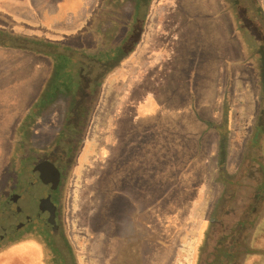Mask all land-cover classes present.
Instances as JSON below:
<instances>
[{"label": "rangeland", "instance_id": "rangeland-1", "mask_svg": "<svg viewBox=\"0 0 264 264\" xmlns=\"http://www.w3.org/2000/svg\"><path fill=\"white\" fill-rule=\"evenodd\" d=\"M163 2L165 5H161L166 6L165 15L169 8L171 11L178 9L180 16L176 25L198 27L200 39V48H197L192 45L188 47L182 39H193L191 36L175 37L180 38L182 45L176 48L178 53H184L183 57H194L190 65L187 62L184 66V58L179 60L180 56H171L178 59L177 69L182 72L171 73L172 63H168L170 73L160 79L164 85L166 81L174 83V87L182 92L189 85L192 86L190 96L177 95L174 101H169L165 94L168 100L166 105L173 111L162 109V112L133 121L134 112L128 108V72L121 71L119 74L120 64L107 74L94 101L89 89L80 88L79 101L86 108L83 115L63 121L71 94V90L65 87L53 104L48 102L49 106H46L49 109L41 114L40 120H35L34 112L38 115L39 111L30 107L39 98L37 92L43 90L41 87L48 81L45 78L48 75L47 60H28V52L7 47L0 50V55L11 61L1 64L0 70V219L5 214L4 207H15L17 204L11 199L23 182L22 175L30 172L28 163L32 162V156L56 154L61 148H70L72 152L69 170L58 194V232H52L45 222V215H42L40 218L44 219L45 227L29 224L26 226L28 228L12 237L9 231L3 233L7 235L0 242V264H33L36 253L25 246L31 241L41 244L44 250L41 257L43 264H60L62 256L52 249L51 244L55 247L53 240H56L57 246H60L63 239L70 244L75 264H128L136 254V248L133 244L129 245L127 237L131 221L129 216L132 214V208L128 205V173L134 182L132 194L141 200L139 205L144 209L139 216L140 221L151 224L153 240L158 238L173 247L166 250L153 245L150 254L159 252L160 257L151 255L150 260H156L151 264H202L204 252L200 253V249L203 241L198 242V233L203 216L192 217L194 201L204 197V203L209 204L207 218L212 222L209 233L216 235L223 230L219 220L228 225L243 206L247 207L252 193L264 183V136L258 146H252L249 132L253 130L248 127L254 121L256 124L259 122V108L262 107L257 99L262 85L258 39L249 29L241 30L243 24L237 21L230 0ZM214 13H220L229 20V52L219 47L216 40L218 33L215 35L210 30L211 23H218L216 19L211 20ZM169 17L168 14L166 19L163 17L161 20L158 31L161 35L168 33L165 27H170ZM202 42L206 44L205 48ZM71 52L74 51L68 50L61 58L52 57V66L59 64L65 69L70 67L75 63V58L78 60ZM18 56L22 60L20 66L12 61ZM221 61L228 72V85L223 98L221 72L217 70ZM88 68L91 72L86 80L95 82L101 70L91 65ZM155 71L156 68H152L149 74L156 77ZM149 78L147 76L143 80V86L156 91L155 82L158 79ZM211 88L218 93L217 96L213 94V99L208 95ZM196 89L206 93L201 96L197 93L195 102L193 91ZM159 92H165V88H159ZM133 95L140 97V92L136 91ZM159 99L166 108L165 102ZM189 102L192 111H183L182 105ZM212 106L215 109L211 110ZM32 109L35 111H29ZM261 122L264 124V110ZM215 124L217 129L211 127ZM231 124H235L234 127ZM61 130L64 136L60 142H54L56 132ZM221 136L225 139L224 179L220 177L217 167L220 154H215L218 146L215 141L218 142ZM254 158H258V161H254ZM186 164L187 167H184ZM200 189L203 191L198 192ZM150 204L151 207L146 209ZM223 211H228V216H222ZM33 214H37V211ZM18 218L14 220L16 224L24 222V216ZM144 233L146 236V230ZM212 239L208 238L207 241ZM255 245L264 246V237L257 240ZM178 250L181 256L179 262L174 263ZM209 251H206V257L211 260ZM8 252H11L9 258L2 259ZM195 254V258H199L193 263Z\"/></svg>", "mask_w": 264, "mask_h": 264}, {"label": "crops", "instance_id": "crops-1", "mask_svg": "<svg viewBox=\"0 0 264 264\" xmlns=\"http://www.w3.org/2000/svg\"><path fill=\"white\" fill-rule=\"evenodd\" d=\"M102 0H0V30L10 32L14 35H22L25 37H30L34 39L39 40H45L48 42L53 43H61L62 45L70 46L72 43L78 44L80 43L81 37H84L86 35V30L89 26V21L94 15V13L97 11L99 5L101 4ZM164 0H152L150 7L147 12L146 21L144 24V28L142 30L140 40L138 41L137 45L135 46V49L128 55V58H126L121 63V68L119 70V74L121 71L128 72V108L130 107L133 110V118H131L133 121H137L139 118L151 115L153 113L162 112L163 111H173L171 110V107L166 105L168 102L167 97L165 94L168 95L169 101H174L177 98V95L180 97L183 94L189 95L191 93L192 86H184V88L188 90H184L183 92L179 88H175L174 83L167 82L164 85L163 83H160V79H163V76L165 74L170 73L168 68V63H172L170 68H173L171 73L174 72H182L180 69H177L178 66L176 65V61L183 59L184 66L188 62L190 65L194 56H184V53H178L176 48L181 47V40L178 37H189L191 36L193 39L188 38H182L184 42H186V45L189 47V45L197 46V48H200V39L198 36V27L196 26H189L187 25H176L177 19L180 16V13L177 9V11L174 9L171 11V9H167L168 12H166L165 15V7L161 5ZM216 2L217 0H211V2ZM264 0H260V2L263 3ZM264 6V3H263ZM163 8V9H162ZM170 15V27H165V32L162 35L158 33L159 28L161 27L162 23L161 20L164 17ZM216 19L218 23H211L210 30L216 35V32L218 33V38L216 40L219 43L220 48H224L226 51H230V33H229V20L226 17L220 16V13H214L212 15L211 20ZM226 19V21H224ZM178 26V27H177ZM175 27V28H174ZM179 32H188V34L180 35ZM154 38H157L155 41ZM74 40V41H73ZM178 41V42H177ZM203 47L205 48V45L203 42ZM213 47L212 45H210ZM6 46L0 45V50L6 49L4 48ZM9 48V47H7ZM15 51V48H10ZM22 51V50H21ZM198 53V50H196ZM232 51V50H231ZM28 52V51H24ZM29 58L28 60H34L36 58L46 59L47 61V73L50 70L51 67V60L49 57H45L42 54H37L33 52H28ZM214 54V53H212ZM171 56H180L178 59H172ZM213 58V57H212ZM215 58V57H214ZM14 63L18 62V65L20 66V63L22 62L21 57L18 56L17 59H12ZM5 62H11L9 60H6L4 56L0 55V70H1V64H4ZM223 61H221V64L218 71L221 72V84H222V98L225 96V88L228 85L227 78H228V72L226 65L222 64ZM5 65V64H4ZM156 68V77H154V74H149L150 69ZM177 70V71H176ZM210 72L211 68L209 67ZM123 73V72H122ZM152 76H149V75ZM160 75V76H158ZM152 77L150 80H154V78H157L156 85L157 90H150L145 89L143 86L144 82L143 80L146 79V77ZM158 76V77H157ZM47 76H45L46 78ZM210 79V76H209ZM217 79V78H216ZM225 80V81H224ZM136 82H138L136 84ZM217 82V81H216ZM215 82V83H216ZM236 82V81H235ZM163 84V85H162ZM213 83H210L211 86ZM143 86V87H142ZM207 86V83H206ZM205 86V87H206ZM42 88V87H41ZM159 88H165V92H159L157 93ZM144 89V90H142ZM192 90L194 94V100L196 102V94L198 93L200 96L206 93L201 89V91ZM139 91L140 97H134V92ZM203 91V92H202ZM30 93V92H29ZM40 91L37 92L39 94ZM217 96L218 93L213 91V88L208 92V95L210 94L211 98L213 99V94ZM230 93V92H229ZM159 97L165 102L166 108L164 107V103H160L161 100ZM260 97H262L261 92L259 93L257 99L259 103L261 102ZM209 99V98H208ZM181 99L179 98V101ZM190 100V99H189ZM125 102V101H124ZM212 102L210 101V105ZM203 105V104H202ZM204 105H207L204 103ZM191 103L182 105L183 111H192L190 109ZM210 109H215L210 107ZM218 110H223V108H216ZM198 110V107H197ZM260 111V108H259ZM223 121V120H222ZM208 124L207 126H209ZM233 125V126H232ZM235 124H231L232 127H234ZM215 127L217 129V124L211 125V127ZM213 127V128H214ZM245 127V126H244ZM247 127V126H246ZM251 130L249 132L250 139L257 137L259 133V127L256 128L255 121L253 122L252 126H248ZM207 128V127H206ZM257 129V131H255ZM239 132V131H238ZM218 137V135H217ZM253 138V139H254ZM216 144V150L215 154H224L225 151V139L223 136H221L218 139V142L215 141ZM211 154V152L209 151ZM230 154V153H229ZM223 156V155H222ZM225 162V159L223 160ZM218 167V165H217ZM218 169H222L221 171V177L224 178L223 172H225L224 169L226 167H218ZM224 170V171H223ZM220 171V170H219ZM203 189L198 190V192H202ZM209 208L208 203H204V197H199L194 201L193 204V213L192 217L197 218L202 217L201 223L203 222L204 216L207 214V209ZM204 209V210H203ZM200 210V212H199ZM25 246L31 247L34 249L36 253V260L33 264H41L38 256L41 254V250L36 248L32 244H26ZM24 246V247H25ZM167 248H171V245H165ZM30 248V249H31ZM173 248V247H172ZM22 249V248H21ZM11 252L5 253L2 257L9 258V254ZM176 257L174 259V263L179 262V256H181V252L178 250L176 253ZM2 255V254H0Z\"/></svg>", "mask_w": 264, "mask_h": 264}, {"label": "trees", "instance_id": "trees-1", "mask_svg": "<svg viewBox=\"0 0 264 264\" xmlns=\"http://www.w3.org/2000/svg\"><path fill=\"white\" fill-rule=\"evenodd\" d=\"M151 2L152 0H102L97 11L92 15L89 21L90 23L86 30V35L81 37L80 43H72L70 46L34 38L22 39L18 35L0 30V45L2 44L9 48L47 55L50 57V60L52 57L54 59L64 57L65 52L68 50L74 51L71 52L74 58L78 57V60L75 58V63L72 65L70 64V67L67 69L59 64H54L53 66L51 64L46 77L48 81L43 84L41 88L43 90L40 91L39 98L35 100L36 103H32L30 107H34L35 110L38 109L39 111L38 115L34 112L36 116L35 120H40L41 114H45V111L49 109H47V106H49L47 104H53L54 99L61 96L65 87L71 90V94L69 95L70 100L67 102L68 108L66 109L63 121L70 120L72 116L79 117L86 113L85 105H82L79 101L81 96L80 88L89 89L94 101L107 74L118 67L135 49V46L140 40ZM90 65L96 66L101 70L100 76L92 83L86 80L91 72L88 68ZM104 68L105 71L103 70ZM77 104H80V106L77 107ZM35 110L32 109L29 111ZM219 164L221 165V163ZM141 166L144 165L141 164ZM184 167H187V164ZM32 172L34 173H32L31 177L29 174L30 172L28 175L26 173L22 175V178H24L23 182L17 187V193L21 195L19 196L15 193L16 196L20 197L15 207L6 206L3 208L5 214L3 218L0 219V230L2 231L0 233V242L6 238L5 235L7 234L3 235V233H8L9 231V236L11 237L17 234V232L20 231L18 229L19 225L25 224L24 228H28L26 226L29 224L37 227H45L44 219L40 218L37 214H33L34 211H38L37 203L42 195L39 192V188H37V182H35L38 181L37 171L33 170ZM141 178L144 179L145 177ZM33 181L34 184L31 185ZM24 182H26V187H24ZM133 185V178L128 173V205L132 208V214L129 216L131 221L128 224L127 237L129 245L133 244V247L136 248V254L131 257L129 261L130 264L156 263V260H150L151 255L157 254L159 257L160 255L159 252L155 253L154 251L150 254L151 247H153V245L155 247L162 246V248L168 250L169 248L165 245L170 244L160 241L158 238L153 240L154 231L152 230L151 224L140 221L139 216L144 209H141L142 207L139 205L141 200H137L136 194L135 196L132 194ZM22 187L24 189H22ZM27 187H30V192L25 195L23 192ZM167 195L168 193H166V196ZM151 205L152 204L147 206L146 209L151 207ZM22 209L23 212L20 213ZM21 216H24V222L20 221L16 224L14 220L19 219L18 217ZM49 226L51 227L50 224ZM125 228L127 229V226H125ZM144 230H146V236H144ZM52 232H54L53 229ZM53 241L56 246L54 247V245L52 246L50 243L52 249H55L57 253L62 256V262L60 264H75V262L72 261V250L67 239H63L60 246H57L56 240ZM27 244L34 245L36 248L40 249L42 253L44 251L41 244L36 241L27 242Z\"/></svg>", "mask_w": 264, "mask_h": 264}, {"label": "flooded vegetation", "instance_id": "flooded-vegetation-1", "mask_svg": "<svg viewBox=\"0 0 264 264\" xmlns=\"http://www.w3.org/2000/svg\"><path fill=\"white\" fill-rule=\"evenodd\" d=\"M231 3L234 5L235 14L238 18L237 21L243 24L241 30L249 29L258 39V51L262 61V85L260 86L262 95L260 97V107H262L259 111V122L256 124V128L259 127V133L257 137L250 139L252 146H258L261 137L264 136V124L261 122L262 112L264 110V6L260 0H231ZM62 132L64 131L56 132L57 137L53 139L54 142H60L62 136H64ZM70 153H72L70 152V148H61L56 154L34 155L32 156V162L28 163L31 167L30 177L34 173L32 172L33 170L37 171L38 181L35 182H37V188H39V192L42 195L37 203V215L39 217L45 215V222L50 224L55 232L59 230L58 224H56L59 213L58 194L61 191L60 187L64 182V177L69 170V159L72 155ZM222 155L220 154L219 161L217 162L219 168L224 165V156ZM259 157L262 156L260 155ZM254 159V161H258V158ZM251 166H254V164L251 163ZM219 170L221 174L222 169ZM33 184L34 181L31 182V185ZM29 190L30 187H27L23 193L27 195L30 192ZM17 194L19 196L21 195L19 193ZM19 199L20 197L14 195L12 202L16 204ZM248 203L246 208L243 206L242 210L237 215L235 214V219L228 225L219 220L223 230L216 235L212 234L214 236L209 233L212 222L211 219L207 218L210 207L207 209L208 212L204 216L198 233V242L203 241L200 249V253L204 252V258L201 260L202 264H264V246L255 245L257 240L264 237V183L252 193ZM21 212H23V209ZM222 213V216H228L226 215L228 211H223ZM24 225H19L18 229L20 231L24 230ZM211 237L213 239L207 241ZM205 249L206 251L208 249L211 250L208 252V255L212 257L211 260L207 259ZM197 252L198 248L196 249ZM195 256L196 254L193 257V263L198 261L199 258V256L196 258ZM41 257L42 252L37 260L39 259L41 264H43Z\"/></svg>", "mask_w": 264, "mask_h": 264}]
</instances>
